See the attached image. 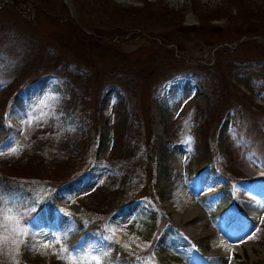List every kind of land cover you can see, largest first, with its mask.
<instances>
[{
  "label": "rangeland",
  "instance_id": "374dc122",
  "mask_svg": "<svg viewBox=\"0 0 264 264\" xmlns=\"http://www.w3.org/2000/svg\"><path fill=\"white\" fill-rule=\"evenodd\" d=\"M262 1L0 0V191L30 233L16 255L3 230L0 264H67L62 246L103 264H199L168 207L187 152L193 172L214 171L230 191L242 177L264 201ZM183 78L195 90L181 92L189 104L172 124L180 97L155 99ZM228 136L240 145L231 156ZM90 176L87 190L72 187ZM231 199L224 190L196 204L224 212ZM231 246L220 264H264L243 238Z\"/></svg>",
  "mask_w": 264,
  "mask_h": 264
},
{
  "label": "bare ground",
  "instance_id": "6f19581e",
  "mask_svg": "<svg viewBox=\"0 0 264 264\" xmlns=\"http://www.w3.org/2000/svg\"><path fill=\"white\" fill-rule=\"evenodd\" d=\"M167 2H184L185 0H166ZM264 4V0L262 1ZM194 86L190 84L188 79H180L177 82L170 83L166 90L162 94L158 95L155 99V105L158 102H163L168 97L173 99L180 97L179 101L172 109L173 117L171 119L172 124L178 123L180 117L184 116V108L189 104V98L181 97V92L187 87ZM36 97V94H32ZM226 122L224 129H227ZM178 138L172 133L166 141L176 143ZM225 144L229 145L228 155L231 156L240 150V145L237 141H234L230 136L225 139ZM194 143V142H193ZM166 155L167 162L177 163L178 159L168 154V150L165 149L163 156ZM191 152L186 153L184 158L185 171L183 185L184 188H176L175 182L170 185L168 190L169 203L168 207L174 209L176 215L175 219L182 221L188 225L187 230L181 226L175 224L176 241L185 248V251L194 261L199 264H220L224 259L230 260V253H232L233 247L231 244L240 243L241 239L247 242V245L256 254H264V208L263 202L260 199L254 201L247 192L243 189L248 187V192L256 195L261 192L259 186L244 185L243 181L249 183V180H245L242 177L235 178L236 185L232 186V190L224 189L226 192H230L232 196V203L227 204L224 212L211 211L205 214L197 206L196 202H202L204 198H214L223 190L222 187H218V183L221 182L220 177L212 170L196 169L195 172L191 169ZM163 158V157H162ZM164 159V158H163ZM222 165V162L219 161ZM92 176L85 177L73 183L72 187L78 190H87L92 184H94ZM237 185L240 188H237ZM244 186V188L242 187ZM203 191V192H202ZM204 194H202V193ZM241 192H244L242 194ZM211 205V204H209ZM219 206V205H218ZM214 218L211 223V228H208V221ZM226 222L228 228L223 226ZM210 224V223H209ZM225 224V225H226ZM78 238H75V241ZM228 241V242H227ZM252 243L258 244L257 246ZM79 248L82 251H86L91 248L90 242L84 241L79 243ZM203 248L207 251H203ZM79 251V250H78Z\"/></svg>",
  "mask_w": 264,
  "mask_h": 264
},
{
  "label": "snow or ice",
  "instance_id": "6c2138e0",
  "mask_svg": "<svg viewBox=\"0 0 264 264\" xmlns=\"http://www.w3.org/2000/svg\"><path fill=\"white\" fill-rule=\"evenodd\" d=\"M31 123V120L29 121ZM19 145L16 148L10 150V154H16L19 151ZM3 152L0 151V155ZM26 213L22 212L20 205L15 196L11 193H4L0 191V244H2L6 237L3 235V230L11 227V231L15 238L12 239V244L15 246V254H19V247L25 242L24 238L28 236L29 229L24 224L23 219ZM57 241L59 238H56ZM45 249L51 247L46 244ZM58 258L66 260L67 264H103L102 257L100 255H92L91 251L81 253L80 251H69L66 247L62 246L61 250L56 253ZM14 264H19L18 261H14Z\"/></svg>",
  "mask_w": 264,
  "mask_h": 264
}]
</instances>
